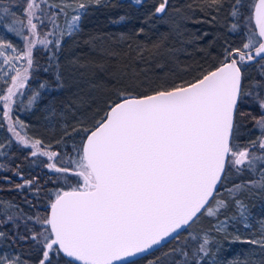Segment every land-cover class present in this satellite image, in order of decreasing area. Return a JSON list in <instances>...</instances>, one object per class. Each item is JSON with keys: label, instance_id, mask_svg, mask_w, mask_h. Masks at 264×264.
Segmentation results:
<instances>
[{"label": "snow or ice", "instance_id": "1", "mask_svg": "<svg viewBox=\"0 0 264 264\" xmlns=\"http://www.w3.org/2000/svg\"><path fill=\"white\" fill-rule=\"evenodd\" d=\"M102 3L107 6L106 0H10L9 6H0V29L23 41L17 47L0 39V78L5 84L0 90V128L10 134L7 144L0 142V155H8L4 150L13 144L22 146L29 149L26 157L45 158L40 165L54 174L41 183L38 176L24 179L15 166L13 174L20 181L15 189L21 194L27 189L34 200L43 193L47 214L35 215L15 201L0 200V242L13 249L34 248L39 253L36 264H139L134 258L146 259L154 248L179 241L203 216L227 237L230 221L220 217L229 200L221 192L227 193L248 228L247 205L239 194L245 188L264 189V0H253L250 6L245 0H201L199 10L212 20L217 19L213 13L227 10L229 32L239 29L243 34L245 12L255 28L240 46L225 41L215 53L216 62L197 67L191 80L173 81L144 94L118 90L91 126L81 123L72 129L80 143H65V152L21 133L25 124L16 116L22 107L19 98L26 97L24 110H31L43 97L40 90L63 87L57 75L26 94L34 67H39L34 49L40 46L50 53L47 63L58 62L65 36L71 38L81 29L91 4ZM170 6L169 0H159L152 12L163 20ZM61 15L63 28L57 23ZM172 31L184 51L207 36H193L179 24ZM254 67L258 71L250 77ZM99 70L104 71L103 65ZM40 71L47 73L49 67ZM245 173L258 179L232 180ZM2 178L11 184V177ZM25 203L29 209L35 206L28 199ZM242 242L264 250V232ZM212 243L205 235L192 253L186 246L172 251L178 264H215ZM0 264L29 261L21 252H0Z\"/></svg>", "mask_w": 264, "mask_h": 264}, {"label": "trees", "instance_id": "2", "mask_svg": "<svg viewBox=\"0 0 264 264\" xmlns=\"http://www.w3.org/2000/svg\"><path fill=\"white\" fill-rule=\"evenodd\" d=\"M107 6L91 4L87 15L81 21V29L75 32L71 38L65 36L62 50L59 53V61L54 64L46 62L45 56L50 53L38 46L34 49V60L38 61L39 67H34L33 79L29 81L26 94L36 90L38 82H51L59 75L62 78L63 87L58 90H49L43 93V97L32 106L31 110H24L27 98L20 97L22 107L16 111L25 124L20 129L23 135L34 139H41L52 150L65 152L64 144L71 146L79 144L80 140L73 128H79L81 123L91 126L93 118L100 114L110 98H115L118 90H130L132 94H144L153 88L164 85L168 86L173 81L181 79L191 80L198 73L197 67H208L215 63V53L220 51V46L227 41L233 46H240L249 31L255 28L253 21H249L247 12L244 13V21L240 25L244 29L243 34L239 29L229 32L231 23L227 18V10L221 13H213L217 19L211 17L199 9L202 7L201 0H169V11H178L181 18L186 22L189 34L195 36L207 33L196 47L183 46L176 41L175 33L163 20L157 18L152 10L159 0H143L142 4H136L132 0H106ZM253 0H245V4L251 5ZM10 0H0V6H9ZM191 5V8L189 7ZM65 17L61 15L57 23L63 28ZM194 20L196 22H194ZM47 22V21H46ZM49 29L52 25L50 22ZM143 29L140 32L139 29ZM46 31V30H45ZM13 35V34H12ZM14 36V35H13ZM16 37V36H14ZM55 39V37H51ZM211 52L213 55L209 56ZM68 61V62H67ZM71 62V67L67 66ZM73 62V63H72ZM103 65L104 71L99 70ZM161 65L163 67H161ZM49 67V72L40 71L43 67ZM58 67V71L56 70ZM258 68L249 70L248 75L254 77ZM5 87L4 81H0V90ZM49 107L48 112L55 110L58 114L63 111L68 118H55L54 123L49 124L44 109ZM2 108V102H0ZM55 108V109H53ZM76 108L82 119L78 123L70 121V110ZM44 111V113H43ZM77 117V116H75ZM91 122V123H90ZM53 124V125H52ZM251 127L250 122H246ZM65 129L70 133L65 135ZM6 133L0 128V142L7 144ZM54 135V136H52ZM79 135H83L80 133ZM52 137L48 139V137ZM74 137H77L74 139ZM8 155H0V164L6 166L0 169V200L15 201L26 211L30 210L35 215L47 214L48 201L43 193L38 200L32 199V193L27 189L21 194L15 189V184L20 183L13 174L15 166L19 165V171L24 179L39 177L41 183L47 182L49 175L39 161L45 158L26 157L29 149L13 144L4 150ZM11 177V184L2 177ZM258 179L248 174L233 176L237 182ZM225 199L229 200V206L221 215L228 217L234 214V206L227 193L221 192ZM240 199L247 205L249 227L245 228L238 220L231 222L228 227L229 235L217 233L214 229L213 220L203 216L194 223L186 233H182L179 241H171L167 246H162L145 257L137 259L139 264H178L177 253L172 249L187 247L192 253L197 244L208 235L211 244L212 255L215 264H264V250L256 245L243 243V240L254 239L264 225V189L257 187L245 188L240 194ZM25 199L31 201L34 207L29 209ZM23 231V226H21ZM237 236L239 238H237ZM0 250L5 252L17 251L27 257L29 264H36L39 253L34 248L13 249L8 243L0 242Z\"/></svg>", "mask_w": 264, "mask_h": 264}, {"label": "rangeland", "instance_id": "3", "mask_svg": "<svg viewBox=\"0 0 264 264\" xmlns=\"http://www.w3.org/2000/svg\"><path fill=\"white\" fill-rule=\"evenodd\" d=\"M133 2H134V0H132ZM49 2L50 3H63L64 2V0H49ZM135 3V2H134ZM70 15H71V10H69V17H70ZM65 20V19H64ZM165 20V23L166 24H168V27L170 28V29H173L176 25H181V24H184V22H186V18H181V14L178 12V11H174V10H172V11H169L168 12V14H167V16H166V18L164 19ZM65 26V21H64V24H63V27ZM67 37V36H66ZM0 39H5V40H7V41H9V42H12V43H14L17 47H22V45H23V41L22 40H20L18 37H14L12 34H10V33H7L6 31H4L3 29H0ZM68 62V61H67ZM73 63V62H72ZM71 62L70 63H68L67 64V66H70L71 67ZM0 67H3V65H0ZM0 81H4L3 80V78H0ZM53 109H55V108H53ZM48 110H49V107H46L45 109H44V111L46 112V116H44V117H47V119H46V121L49 123V124H51V123H54V121H55V118L57 119V118H59L60 116L61 117H63V118H68V116L63 112V111H61L59 114L55 111V110H53V111H50V113L48 112ZM44 111H43V113H44ZM70 115H71V117H70V121L71 122H76V123H78L82 118L79 116L78 117V114H80L79 113V111L76 109V108H72L70 111ZM75 116H77V117H75ZM91 123V122H90ZM53 125V124H52ZM52 136H54V135H52ZM52 137L50 136V137H48V139H51ZM228 219H229V221H230V223H229V226L228 227H230V225L232 224L231 222H234V221H236V220H234V219H238L239 220V216H238V210L236 209V208H234V214H232L231 216H228L227 217ZM225 219V217H222L221 218V220H224ZM240 221V220H239ZM214 227V226H213ZM215 229V228H214ZM262 232H264V225H262L261 226V229L259 230V232L257 233V234H255L254 236H253V238L254 239H258V238H260V236H261V233ZM0 252H2L4 255H11L12 253L11 252H5V251H1L0 250ZM209 264H212V262L210 261L209 262Z\"/></svg>", "mask_w": 264, "mask_h": 264}, {"label": "water", "instance_id": "4", "mask_svg": "<svg viewBox=\"0 0 264 264\" xmlns=\"http://www.w3.org/2000/svg\"><path fill=\"white\" fill-rule=\"evenodd\" d=\"M253 23H254V21H253ZM254 26H255V24H254ZM160 247H162V246H160ZM160 247H158V248H160ZM158 248H154L151 252H149L148 254H150V253H152L153 251H155L156 249H158ZM147 254V255H148ZM142 257H144L143 255L142 256H138V257H136V258H134V259H139V258H142Z\"/></svg>", "mask_w": 264, "mask_h": 264}]
</instances>
